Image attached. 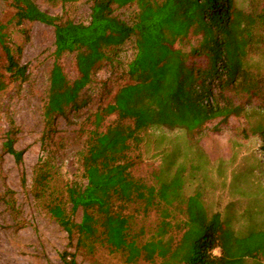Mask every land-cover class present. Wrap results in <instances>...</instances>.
<instances>
[{
	"label": "rangeland",
	"instance_id": "1",
	"mask_svg": "<svg viewBox=\"0 0 264 264\" xmlns=\"http://www.w3.org/2000/svg\"><path fill=\"white\" fill-rule=\"evenodd\" d=\"M30 1L51 16L85 25L90 22L92 0ZM234 9L254 15L250 41L239 55L235 83L226 88L212 87L208 101L243 108L238 115L215 118L192 132L158 115L143 132L139 146H130L131 176L154 188L169 184L175 176L180 180L173 190L180 195L172 204L157 198L148 209L144 203H130L123 209L130 216L129 236L137 245L161 238L172 249L176 247L186 229L185 200L191 196L203 207L199 219H217L226 251L238 243L235 239L247 243L241 239L264 233V138L259 133L264 127V18H257L264 10V0H234ZM15 12L11 0H0V24L6 27L7 45L16 64L25 67L22 77L9 71L0 47V264H64L65 252L73 254L77 264H163L165 258L157 252L151 257L143 250L129 261L122 252L111 251L99 222L95 238L79 242L78 234L69 237L46 207L54 198H65L68 187H85L81 156L94 130L90 122L129 81L126 70L136 53L134 38L117 49L106 50L107 57L95 67L80 93L84 100L80 108L67 109L47 121L44 109L54 60V30L37 21L17 24ZM112 13L130 26L136 21L138 7L135 3L112 6ZM198 40L199 36L189 33L175 47L188 54ZM193 61L201 68L206 64L202 55L186 57L187 65ZM59 63L69 81L77 78L74 54L63 55ZM243 70L258 81L249 98L247 86L236 87ZM114 121L113 115L107 117L97 131L104 132ZM8 144L21 152L20 163L6 149ZM40 173L48 178L49 187L38 196L36 180ZM70 207L65 205L68 213ZM70 216L79 223L81 208ZM221 244L214 248V256L221 255ZM250 255H242L247 264H264L261 254ZM229 256L235 257L233 253Z\"/></svg>",
	"mask_w": 264,
	"mask_h": 264
},
{
	"label": "trees",
	"instance_id": "2",
	"mask_svg": "<svg viewBox=\"0 0 264 264\" xmlns=\"http://www.w3.org/2000/svg\"><path fill=\"white\" fill-rule=\"evenodd\" d=\"M11 1L16 9L17 24L24 20L37 21L54 30V60L44 109L47 121L65 114L67 109L80 108L84 103L80 93L90 82L92 71L107 57L106 50L117 49L134 38L136 53L126 70L129 81L117 90L110 103L93 114L90 122L94 130L81 156L87 181L85 187H68L65 198H54L46 205L51 217L69 237L77 233V241H91L99 222L111 251L122 252L129 261H134L143 250L151 257L157 252L159 257L165 258L163 264H247L242 257L245 252L252 257L264 256V233L241 239L247 243L235 239L238 245L226 251L221 244L217 219L207 217L206 222L199 219L203 207L192 196L185 200L186 229L173 249L161 238L137 245L129 236L130 216L123 211L130 203H144L143 207L148 209L156 204L157 198L172 204L180 195L173 191L175 182L180 184L178 176L169 184L154 188L128 171L132 165L127 155L130 146H139L143 132L156 121L155 117L161 115L179 128L192 132L215 118L225 120L240 113L243 105H220L208 99L212 87L226 88L235 83L239 55L244 54L249 44L254 15L236 12L234 0H92L90 22L85 25L51 16L30 0ZM132 3L137 4L138 13L134 24L129 26L113 15L112 6ZM257 18L262 21L264 10ZM5 28L0 24V47L8 61L7 69L22 77L25 67L14 61L6 42ZM189 33L199 36V40L188 54H184L175 43L186 39ZM65 54L75 55L78 76L73 81L66 78L59 63ZM201 55L206 59L204 67L194 61L186 64V57ZM243 71L236 87L247 86L249 98L255 93L251 89L257 88L258 81ZM112 115L115 117L113 124L104 132H98L105 119ZM259 133L264 138V127ZM6 149L17 163L21 162V152L13 150L10 144ZM47 179L42 173L37 176L38 196L46 193ZM68 203L69 213L65 208ZM77 208H81L82 217L79 223H74L70 214ZM219 244L221 255L217 257L212 252ZM255 250L258 252H250ZM230 253L235 257H230ZM62 260L64 264H77L74 255L67 252Z\"/></svg>",
	"mask_w": 264,
	"mask_h": 264
}]
</instances>
